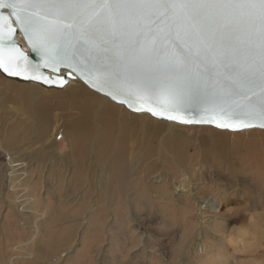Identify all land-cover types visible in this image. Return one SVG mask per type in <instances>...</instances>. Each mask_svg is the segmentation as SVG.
Here are the masks:
<instances>
[{
  "label": "rangeland",
  "instance_id": "obj_1",
  "mask_svg": "<svg viewBox=\"0 0 264 264\" xmlns=\"http://www.w3.org/2000/svg\"><path fill=\"white\" fill-rule=\"evenodd\" d=\"M102 97L0 74V264H264V130Z\"/></svg>",
  "mask_w": 264,
  "mask_h": 264
},
{
  "label": "snow or ice",
  "instance_id": "obj_2",
  "mask_svg": "<svg viewBox=\"0 0 264 264\" xmlns=\"http://www.w3.org/2000/svg\"><path fill=\"white\" fill-rule=\"evenodd\" d=\"M0 9V70L9 75L74 64L135 111L171 120L182 117L168 113H192L184 123L222 128L255 120L264 128V0H0ZM230 17L251 25L243 52ZM19 30L43 64L22 59Z\"/></svg>",
  "mask_w": 264,
  "mask_h": 264
},
{
  "label": "water",
  "instance_id": "obj_3",
  "mask_svg": "<svg viewBox=\"0 0 264 264\" xmlns=\"http://www.w3.org/2000/svg\"><path fill=\"white\" fill-rule=\"evenodd\" d=\"M2 10V9H0ZM5 19L7 20L8 17L5 16ZM12 20V26L15 28H20L21 26L15 23V17H11ZM228 22L230 23L231 27L234 29L233 37L239 38V50L240 52H243L245 42L248 38L249 32L251 30V25L246 22L244 19H241L239 17L236 18H229ZM209 26L215 27L218 23H224V21H212L207 22ZM6 31V29H5ZM14 39L17 41L16 48L19 49L20 52L24 53V58L28 62H37L40 64H43L45 62V57L42 55V53L38 50H33L32 44L29 42L28 36L22 31L19 30L15 33ZM30 53V55H29ZM108 55H111V53H108ZM88 59H92L91 57H88ZM7 62V54L5 53V63ZM93 62H97L96 60H93ZM144 70L147 72L154 71V68L151 65L146 64L144 66ZM0 74L15 83H31L35 85H39L42 88L46 90H63L66 86H68L71 83V80L77 79L82 84H84L89 90L94 92L97 95L103 96L110 100L113 103H116L118 105H121L126 110L130 111L131 113L135 114H147L151 116L152 118L167 122V123H173L178 126H208L212 127L218 130H225L230 132H238V131H244L249 129H259L264 130V128L259 126V121H249L253 126L251 127H244V128H222L218 127L216 123H184L183 120L191 119L194 117V114L192 113H168L167 115H180L182 119L177 120H171L166 119L161 116H154L150 111L142 110V111H135L133 108H129L127 104L121 103V101L125 98L123 95H117L116 99H112L110 96H108L107 89H101L99 84L96 86H93L92 81L89 79L88 75L81 72L78 67H76L74 64L71 67H66L64 63H61L59 67L53 71L52 68H45L42 69L39 73H33V72H22L21 75H9L7 72H4L3 70H0ZM33 75H40L43 77H48L51 81H54V83H45L43 79H25V76H33ZM63 81L64 83H61ZM143 106V105H142ZM147 106L155 107V105H152L149 103Z\"/></svg>",
  "mask_w": 264,
  "mask_h": 264
},
{
  "label": "bare ground",
  "instance_id": "obj_4",
  "mask_svg": "<svg viewBox=\"0 0 264 264\" xmlns=\"http://www.w3.org/2000/svg\"><path fill=\"white\" fill-rule=\"evenodd\" d=\"M75 80H77V79H75ZM73 80H71V82H72ZM22 84V83H21ZM70 85V84H69ZM68 85V86H69ZM67 87V86H66ZM79 93H82V91L79 89V90H77ZM102 98H104V97H102ZM250 154V156L248 157V161H246L245 162V167L247 168V166H251V165H253L254 164V167L256 166V162L257 161H259L258 162V165H259V163H260V161H262V160H260L258 157H256L255 159H254V157H252L253 155H251V153H249ZM249 160H252V161H249ZM260 166V165H259ZM259 166L257 167V168H259ZM262 169H263V171H264V163L262 164V167H261ZM231 175H233L232 173H230ZM204 176V175H203ZM239 176V175H238ZM237 176V177H238ZM210 177H211V175H210ZM236 178V177H235ZM234 178V179H235ZM211 180H212V182L214 183V185H216V184H218V182H220V180L218 181H216V178L215 177H211L210 178ZM233 182V181H232ZM262 183V182H261ZM235 184H237V181H234L233 182V184H232V186L230 187L231 188V193H235V191H237V188H235L234 187V185ZM180 186H182L183 187V185H181V184H179ZM216 190H217V188H215ZM222 192H224V191H222ZM224 194V193H223ZM220 194L219 193H217V195L215 194V198L218 196V198H216V199H220V196H219ZM189 197V196H188ZM223 197V196H222ZM190 198V197H189ZM210 198V197H209ZM207 199V200H204V202L206 203V205L207 206H213V205H215L217 202H215L214 201V199L213 198H210V199ZM216 201H218V200H216Z\"/></svg>",
  "mask_w": 264,
  "mask_h": 264
},
{
  "label": "clouds",
  "instance_id": "obj_5",
  "mask_svg": "<svg viewBox=\"0 0 264 264\" xmlns=\"http://www.w3.org/2000/svg\"><path fill=\"white\" fill-rule=\"evenodd\" d=\"M242 235H245L246 236L247 235V232L246 231L242 232Z\"/></svg>",
  "mask_w": 264,
  "mask_h": 264
}]
</instances>
